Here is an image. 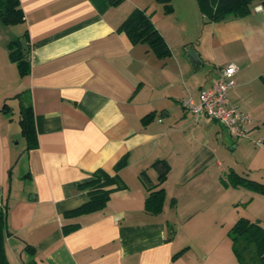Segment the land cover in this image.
<instances>
[{
	"label": "crops",
	"instance_id": "1",
	"mask_svg": "<svg viewBox=\"0 0 264 264\" xmlns=\"http://www.w3.org/2000/svg\"><path fill=\"white\" fill-rule=\"evenodd\" d=\"M164 4L19 0L23 20L0 23V203L9 264H240L228 230L240 217L264 228V194L222 182L234 172L264 184L262 6L207 22L196 0H169V12ZM134 8L150 15L168 56L119 29ZM22 38L23 75L8 47ZM229 63L237 70L227 101L252 121L244 138L181 105L197 102ZM21 107L33 116L31 147ZM159 159L169 165L160 184ZM96 169L117 174L123 187L100 210L65 215L89 199L80 185ZM160 187L161 210L151 212L146 199Z\"/></svg>",
	"mask_w": 264,
	"mask_h": 264
},
{
	"label": "trees",
	"instance_id": "2",
	"mask_svg": "<svg viewBox=\"0 0 264 264\" xmlns=\"http://www.w3.org/2000/svg\"><path fill=\"white\" fill-rule=\"evenodd\" d=\"M123 0H109L112 5H116ZM164 4V12H169L172 7L169 0H159ZM199 10L207 22H220L229 17H242L249 14L254 2H260L264 11V0H196ZM23 20V12L19 5V0H0V22L4 25H13ZM119 29L124 31L132 43H145L159 57L169 55V48L161 33L154 26L151 17L145 9L134 8L126 19L121 23ZM9 58L15 62L19 73L25 74L26 55L21 53L19 40H14L8 44ZM20 124L22 133L27 141L28 147L32 146L34 125L33 116L29 107H21ZM119 161L115 170L122 166ZM153 166L158 170V184L166 178L169 165L165 160L159 159L153 162ZM143 180L147 182V177ZM225 186H242L251 191L264 194V184L239 176L234 172L226 175V180H222ZM114 185V187H109ZM117 174L110 176L101 169L93 172L91 180L80 185L86 189L89 199L79 207L65 212L68 216H77L102 209L107 203L110 193L114 189L122 188ZM151 189V188H149ZM163 202V188L151 190L146 199L145 206L151 212H159ZM6 212L0 203V264H9L5 257L3 238L6 232ZM74 229L73 226L65 228L64 232ZM231 240L232 250L240 264H264V228L257 222L240 217L228 230Z\"/></svg>",
	"mask_w": 264,
	"mask_h": 264
},
{
	"label": "built area",
	"instance_id": "3",
	"mask_svg": "<svg viewBox=\"0 0 264 264\" xmlns=\"http://www.w3.org/2000/svg\"><path fill=\"white\" fill-rule=\"evenodd\" d=\"M236 70L234 63L220 68L216 80L209 87L200 90L197 102L185 98L181 105L191 111L196 120L207 117L219 122L231 137L244 138L250 132L252 121L247 113L227 101L228 90L234 86L233 76Z\"/></svg>",
	"mask_w": 264,
	"mask_h": 264
},
{
	"label": "water",
	"instance_id": "4",
	"mask_svg": "<svg viewBox=\"0 0 264 264\" xmlns=\"http://www.w3.org/2000/svg\"><path fill=\"white\" fill-rule=\"evenodd\" d=\"M20 44H21L22 54H26L28 48L25 39L23 38L20 39ZM188 56L192 60L193 64L199 63L197 55L193 52L191 48L188 49Z\"/></svg>",
	"mask_w": 264,
	"mask_h": 264
},
{
	"label": "rangeland",
	"instance_id": "5",
	"mask_svg": "<svg viewBox=\"0 0 264 264\" xmlns=\"http://www.w3.org/2000/svg\"><path fill=\"white\" fill-rule=\"evenodd\" d=\"M1 23V22H0ZM1 25V24H0ZM3 25V24H2ZM11 29V28H10ZM11 31H14V29L12 28Z\"/></svg>",
	"mask_w": 264,
	"mask_h": 264
}]
</instances>
